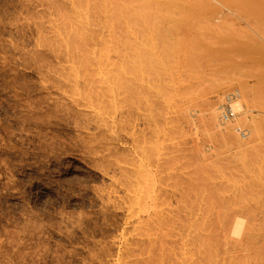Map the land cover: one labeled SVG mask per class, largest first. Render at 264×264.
Instances as JSON below:
<instances>
[{"label": "rangeland", "instance_id": "rangeland-1", "mask_svg": "<svg viewBox=\"0 0 264 264\" xmlns=\"http://www.w3.org/2000/svg\"><path fill=\"white\" fill-rule=\"evenodd\" d=\"M58 1L65 2L68 6L64 0ZM248 1L246 0L248 6L244 5L246 9L243 6H239L241 7L239 8L237 5H235L237 6L235 8L240 12L242 11L240 9L243 8L244 15L240 13V16L245 18L247 14L250 18L246 16L248 19L240 20L232 13L233 11L239 12L233 10L234 5H231L229 7L232 9L230 13L232 15L228 21L230 25L228 23L226 25H228V28L232 26L231 30L234 32L240 33L239 31H242L243 33L244 30V33H246L245 35L240 33V36L238 33H231L230 36L235 37V39H232L235 41L232 42H236L235 45L232 44L233 48L234 46L238 48L246 45L247 49L242 48L247 51L252 48L251 51H254V54L255 52L258 53L255 56L261 55V57H264L261 54L264 53L262 50V52L255 51V49L264 46V31L262 32V27L264 30V17L258 16L255 11H252V14L248 13L247 11L255 10L251 8L254 3L250 2L248 4ZM51 2L53 0H0V264H173L179 258V261L182 260L181 263L177 261L175 264H264V147L256 149L255 152L247 153L249 157H259L254 164L253 162H251L252 164L250 162L243 164L238 154L233 151L228 152L230 153L228 164L233 174V179L232 181L229 180V186L225 194L228 198L225 205L230 213L228 228H218L217 224L215 228H197L196 230L179 227L182 219L188 218L190 211L192 213L189 208H193L194 212L198 209L200 212L207 210L200 203L203 199L200 202L198 197H195L197 200L194 199L196 193V196L199 194L203 196L201 192L203 193L206 187H202L204 186L203 181L201 182L199 179L202 177V180L204 179L203 176H209L210 174H207L211 171V168L208 169V172L203 171V159L206 156L210 157V155L213 158L214 149H217L218 154H221L220 158L226 156L227 148L225 144H222V146L218 143H209V140L204 138L205 135L201 130L202 133L199 134L198 131L197 134L195 128H197L198 123H195L197 120L193 113L195 112L198 118L199 116L200 118L203 115L206 116L205 113H202V116L197 113L199 107L188 106L187 108V117L191 119L192 116V125L190 124L192 122L187 123L188 121L185 118H178L180 119L178 121L177 117L179 116L168 107L163 110L167 112H165L167 116L164 112L165 116L162 112V117L156 115V112L162 110L159 106L162 105L163 99L160 98L159 92L157 93L158 98L155 92H149V89L146 88V82L141 83L138 88L136 87L137 93L140 95H136V103L132 107L128 106L127 108L126 104L122 106L119 103L122 107H118L117 111H112L115 114L108 116L107 113L104 118L97 117V112L86 107L87 104L79 99L77 95L75 96L72 88L70 89V86L64 82L65 79H62L61 76L64 75L65 77L66 73L64 71L68 65L64 55L58 54L57 51H55V53L57 52L55 54L49 48V44L52 42L50 38L53 37L50 35L53 30V25L50 24L53 23L50 22L57 17L56 7ZM220 10L222 13H227L224 8ZM232 16H234L233 19H236L233 20ZM38 21L40 22L38 23ZM233 24L235 29H233ZM39 33L41 38L38 36ZM254 34L257 35L256 39L254 38V44L257 48L252 43ZM236 35L239 36V38L237 37L239 41H245L243 43L236 41ZM241 35L246 36L245 39ZM44 36L47 38L46 40L42 38ZM258 39H260V43L257 42ZM237 44H239L238 47ZM260 44L262 46H259ZM253 48L255 49L253 50ZM239 49L235 50L234 48L231 50L237 52L240 51ZM261 49H264V47ZM241 53L245 54V51ZM248 53L251 55L253 52L248 51ZM112 55L111 57L115 60L116 57L114 54ZM257 57L258 60L255 65L258 62L260 66H255L252 63L253 61L250 62L247 57H245V60L247 59L249 65L246 61L245 65L239 59L241 57L236 56V59L240 60L237 63H241L237 66H242L241 70H247L245 66H248V68L255 66L258 70L262 65L260 62L263 63L264 58L262 60ZM261 69H264L263 66ZM238 71L242 74L240 70ZM251 75L254 76L253 72ZM251 75L249 73L248 76ZM237 76L240 77V75ZM243 76L246 77L247 74ZM243 76L241 77L243 78ZM248 76L242 79L243 83L241 82V84L250 91V86H256L259 82L257 81L256 84L255 80ZM242 80L238 78V81ZM236 81L232 80L231 83H236ZM263 82L264 77L260 80V83L264 84ZM238 83L240 84V82ZM143 84L145 85L141 86ZM262 84L261 86L264 89ZM233 86L234 84L225 89L226 91L219 89V91L223 90L224 92L218 93L217 91L216 93L219 99L217 98L218 101L214 100L215 102L220 100L223 108L227 105V101L222 100V97L226 99L230 88L232 90L234 88L233 92L231 90L232 93H229L230 95L235 93L236 89L239 90L237 85ZM144 87L146 90H144ZM260 88L258 89V86L256 88L252 87V90L256 92L252 94L253 97L250 94L251 91L248 93L250 99L254 100V102L253 100L251 102L252 105L254 104V109L260 108L258 110L252 109L256 115L264 112L261 111L264 110L260 107L262 104H259V99L264 98V93L259 94L260 91L258 90ZM202 91V94L205 92L206 96H203L206 97L207 101L215 98L213 93L216 91H209L210 95L213 94L211 95L213 98L209 96V99H207L209 93L206 94L204 89ZM225 92H228L227 95ZM261 101L264 102V99ZM153 102L159 110L154 106L151 107L152 104L154 105ZM255 103L260 106L257 107ZM148 109H150L149 112L152 111V115L148 112ZM201 109L203 108L201 107ZM112 112L110 111V113ZM174 115L177 117L175 118ZM259 115L258 117H260ZM263 117L261 114V118ZM102 119L103 122L101 123ZM105 119L107 122H105ZM172 119L174 124L170 122ZM167 121L171 125H168ZM185 124L188 125L187 128L184 127ZM196 124L197 126H195ZM170 126H174L173 129L176 133L174 134L172 129L170 139L169 136L164 139L161 130H171L172 127L170 128ZM182 128H184L183 131H181ZM155 130L160 131V133H156ZM177 130H180V133ZM184 133L191 138L184 137ZM170 140L171 143L165 142ZM187 143H189V146ZM169 144H172L175 149L173 150V147L171 148ZM164 145L170 147V150L163 149L162 146L164 147ZM191 146L196 148V156L193 155L194 151L192 150L194 149ZM176 147L179 149H177L178 151ZM182 149L184 152L181 151ZM198 149L203 154H200ZM172 150L174 152H171ZM188 150L189 153H192H190L191 155L186 153ZM164 152L173 154L170 153V157ZM147 155L150 157L148 161L146 160ZM182 156H185V158L193 156L192 159L195 161L199 159L200 163L194 164V168L197 166V171H195L196 169L192 170L193 173L190 168L185 170V166L188 167L189 161L187 158L182 159ZM194 156L198 159H194ZM192 159L190 163L195 162ZM164 161L169 166H166ZM168 162L171 164H168ZM184 162H187L188 165H185ZM129 163L133 165L129 166ZM193 163L191 166H193ZM140 165L147 166L145 170L148 169L150 175H153L152 183L154 184H151L153 187L150 190L153 191L152 195L155 194V202L158 201L159 205L154 204L158 206H155L156 208L153 206L154 210L149 209V207L152 208L153 204L150 206L148 203L149 207L146 205V208H144L146 210L138 207L139 211L135 207L137 211L134 209L136 215L133 216L128 205L130 195L127 192L128 183L123 178H125L126 170L128 172L129 169L130 171L133 169L134 174L139 176L140 170L145 168ZM176 165L180 167L177 166L176 168ZM179 168L183 169L182 172L179 171L181 170ZM199 169H202V173H199ZM241 172L243 173L241 174ZM181 173L184 175H182V179L186 177L187 180H189L187 178L188 174L198 175L199 179L196 178V180L201 182H198L201 192L198 193L195 189L197 192L194 191V195L188 193L192 192V188L196 184L191 182L190 185L186 183L189 186L185 184L184 187L181 186L185 183L180 184L179 179L177 180L178 175ZM235 173L240 174L235 176ZM191 175L190 177H192ZM186 179V182L190 181ZM169 180L170 182H168ZM165 181L167 182L165 183ZM218 181L222 182L221 180ZM133 183L135 188L140 187L138 177L133 179ZM171 184L176 186L173 185V188L170 186ZM218 185L221 188L220 183ZM187 187L192 190H188ZM194 188H197V186ZM177 189L182 192L180 193ZM183 191L185 192L183 196L187 198L188 202L191 200V202L194 201V204L199 202L198 209L195 208L197 205L192 206L193 203L192 205L189 204L191 202L187 203L192 207L187 204L184 206V198L180 196ZM188 194L193 197H187ZM209 195L212 194L209 193ZM159 196H161V199ZM187 200L184 199V201ZM162 201L166 203L162 204ZM176 203L182 204L184 208H181L182 205H176ZM203 203L205 202L203 201ZM218 203L217 206H214L215 214L222 210L221 203L220 206ZM163 205L167 206L164 207ZM186 207H188L187 211ZM141 209L144 211H141ZM152 210H156V213L153 214ZM165 210L166 214L164 216L167 217L170 212V216L173 215L170 218L174 221L170 220L169 225V218L161 216L165 213ZM246 213L253 214L255 227L247 228L249 218H247ZM150 214H152L151 217L155 214L161 216L163 221L168 219L166 221L167 227L173 226L167 232L134 231L133 227H136V221L139 218L140 220L151 221V219L149 220ZM174 215L178 216L174 217ZM238 217L243 218L245 222L240 235L235 236L233 230ZM190 220L185 219L186 222H190ZM170 222H174V224L170 225ZM192 237L198 239L197 243L193 242ZM188 238H190V241ZM191 240L194 243L193 246ZM161 242H166V244L162 243V245Z\"/></svg>", "mask_w": 264, "mask_h": 264}, {"label": "bare ground", "instance_id": "bare-ground-1", "mask_svg": "<svg viewBox=\"0 0 264 264\" xmlns=\"http://www.w3.org/2000/svg\"><path fill=\"white\" fill-rule=\"evenodd\" d=\"M64 1H66L68 6H66L65 2L61 3V1H58V0L57 1L53 0V2H51L54 5V7H56L55 13L57 12L56 13L57 17H55L53 21L51 19L52 22H50V23H53V24H50V25H53L52 34H50L53 37L48 35L49 37H51L50 39H52V42L49 44L50 45L49 48L51 49V51L53 50L54 53L55 51H57L58 54L61 53L64 55V57L67 60L66 63L68 65L67 67L63 66L64 68L65 67L67 68V69L65 68V71H64L66 73L65 77L64 75L61 76L62 79H65V81L64 80L63 81L66 82L68 86H70V89L72 88L75 96L77 95L79 99H82L87 104L86 107L90 108L91 111L97 112V117L99 116V117L104 118L107 115V113H108V116L110 114H115V112L113 113L112 111H117L120 107L123 106V104H126L127 108L128 106L132 107L136 103L135 102V100L137 99L136 95L139 94L137 93L136 87L138 88V86H140V84L144 82H146L145 83L147 84L146 88L147 90L149 89V92L151 93L155 92L156 94L159 92L160 93L159 96H161L160 98L163 99L162 105H160L161 103L159 104L160 105L159 107H161L160 109L162 110H159L156 107L154 102H153L154 105L153 104L151 105V107L154 106L160 111V112L159 111L156 112V115H159L160 117H162L161 112L165 113L166 111H163V110H166V107H168L169 109H171V111H174V113H176L179 116L177 117L175 116L176 115L175 114L174 115L175 118L176 117L177 119L185 118V120L188 121L187 123L192 122L190 123L192 125L193 124L192 116L190 115L191 119L187 117L188 112L186 111H187L188 106L190 107L196 106L197 108L199 107V110H197V113L199 115L201 114V116L205 113L206 116L203 115L204 117L202 116V118H200V116L199 118L196 117L197 116L196 113L195 112L193 113V116L195 115V118L197 120L196 122L195 121L194 122L198 123V126L197 124L195 125L197 126V128H195V126L194 128L196 129L197 134L199 132H200L199 134L203 132V135H205L204 138L209 140V143L210 142L213 144L218 143L221 145L225 144V147L227 148L225 152L226 156H223V158H220L221 154H218V151H216L217 149H214L213 158L211 155L210 157L206 156V158L204 159L202 157L203 163H204L203 171L206 170V172H208L209 171L208 169L211 168L210 173L207 174L205 172V174L207 175L210 174V175L206 177L203 176L204 179L202 180H201L202 177L199 179L198 175L195 176V174H193V176L195 177L194 178L190 174L193 177L192 178L188 174L187 178L190 181L187 180L185 177V179L189 181V182H186L184 178L182 179V177L184 176L183 173L178 175L177 177V180L179 179L178 182L180 184H182V182H185L183 183V185H181L183 187L185 185L189 186L191 182L192 183L195 182L196 185L194 187L197 186L198 189L193 187L192 188L193 190H192L190 187H187L188 190L190 191L192 190V192H188V193L193 194L194 191L195 192L198 191V193L201 192V187L199 183H201L202 181H203L202 184H204V186L202 187H206L205 189L208 188L207 189L208 192L205 189L203 190V193L204 192L208 193L207 195L206 193L203 194L201 192V195H203L204 197L200 196V194L196 196L197 193L196 195H194L195 193L193 194L195 200H197L195 197H198L199 202L201 201V199H203V201L205 202V203H203V201L200 202L203 204V206L202 205L201 206L203 208L206 207L204 209H207L205 211L203 209L204 212L201 211L202 213L198 209L199 202L198 204H194V201L191 202L192 200L189 199L191 200L189 201L191 203H189L187 198H184L183 196L185 194L184 191L180 195L182 198L187 200V201H184L183 199L184 206H186L185 204L188 205L189 203L192 205L193 203L192 206L197 205V207L195 208H197L198 211L195 210L197 212L196 213L193 211L194 210L193 208L192 209L189 208L190 210H192V213L194 212L193 213L194 215L190 211L191 218L188 213L189 215L188 218L182 219L181 226L179 227L193 228L194 230H196L197 228H215L217 224L218 228H228L229 222H230V213L228 212L227 206L225 205L227 204V200H228L225 194L227 193V187L229 186V180L232 181L233 179L231 167L228 164V160H230V156H229L230 153L228 152L233 151L236 154H238L243 164L249 163V162L250 164H252L251 162H253L254 164L258 160L259 157L258 156H254V158L252 156L249 157L247 153L252 152V151L255 152L256 149H260L264 147L263 145L264 144V117H263L264 112H260L263 118H261L260 113H258V115L260 114L259 115L260 117H258V115H256L255 112H253V110H256L257 108L254 109L255 108L253 107L254 104L253 105L251 104L253 99H250V96L248 94L250 93V91H251L250 93L251 95L255 94L256 92L255 90H252V87L256 88L257 86H258V89L261 87L260 90L256 89L260 91L259 94L261 92L264 93V89L262 88L263 86H261L262 83H260V80L264 77L262 76L264 75V69H261L262 66L264 68V65H263L264 61L263 63L260 62V64L262 65L261 67H259L260 69L257 70V67L255 68V66L256 65L260 66V65L258 62L255 65L256 61L258 60L256 59L257 55L255 56V54H258V53L255 52L254 54V51H251L252 48H249L250 50H248L251 53L253 52L250 55V53H248V51L246 50L247 49L246 45L242 46L243 48H246V49H243L241 46H239V44H237L236 46L237 47L239 46L242 49L241 48L239 49V47L236 48L234 46L235 50L239 49L240 51H237L239 53H237L235 50L233 52L231 49H234L233 45H235L236 42H232V41H235V40H232V39H235V37L233 36L234 37L233 38L230 35L234 31L231 30L232 26L230 28L227 27L228 25H230L228 21L232 15L230 14L232 9L229 6L234 5L233 10H236L237 6L238 7L243 6L244 8V5H247L246 0H64ZM250 2L252 4L254 3L252 7L251 6L250 7L255 10H251L247 12L251 13L252 11H255L258 16L263 18L264 17V0H250L247 3L249 4ZM221 8L222 9L224 8L225 10H227V13L225 12L226 13L225 14L223 12L224 13L223 14L220 10ZM243 8L240 9L242 10L241 12L239 10H236L239 13L235 11L232 12L240 20L241 19L244 20L245 18L246 19L250 18L247 14L246 16H248V18L246 16L245 18L244 17L242 18L240 16V13H243ZM234 16H232V19ZM39 22L40 21H38V23ZM227 23L228 25H226ZM233 29H235V25ZM259 29L258 31H260ZM239 30H242V29H239ZM263 31L264 30L262 27V32ZM228 32H230V34H228ZM239 32L242 33V31H239ZM244 32L245 31L243 30V33H242L243 35L246 34ZM234 33L237 34L238 32L235 31ZM240 33H238L239 36H240ZM247 34L249 33L247 32ZM39 35L40 33L38 34V36ZM238 35H236V38L237 37L239 38ZM243 35H241V37L243 38L246 37ZM45 36L42 37V38H45L44 40L47 39ZM256 36L254 34L252 37L253 44H254V40L256 39ZM238 38L236 39V41H239ZM243 41L245 40H242L241 42L243 43ZM257 42L260 43V39H258ZM257 42L256 44H258ZM254 46L256 45L254 44ZM259 46H262V45L260 44ZM263 47H259L260 49H258L256 46L257 50L255 48H253V50L255 49V51H258V52H262V51L264 52V49H261ZM47 49H48V46H47ZM242 51H245V54L241 53ZM57 52L55 54H57ZM240 53L243 54L244 56L243 55L241 56ZM112 54H114V56L116 57L115 60L113 57H111ZM261 54L264 55V53H261ZM236 56H238V58L241 57L239 59L242 60L245 65L248 59L250 62L253 61L252 63L255 66L254 67L250 66L249 68L248 66H245L248 71L241 70L242 66H239V67L237 66L238 64L240 65L241 63H237V61L239 62L240 60L238 58L236 59ZM245 57H247L246 60H245ZM251 58L253 59L251 60ZM257 58H261L263 60L264 57H261L260 55ZM250 69H252V71H250ZM238 70H240L242 74H240ZM243 71H245L244 74H243ZM248 72L250 73V75L253 72L255 77L253 75L249 77ZM246 74L249 78L254 79L256 84H257V81L259 82L256 86L249 85L250 86L249 89H251L250 91L241 84V82L243 83L242 79L247 77V76L246 77L243 76ZM237 75H240V77ZM241 76H243V78ZM236 77H238L239 80H242V81H238V78L236 79L237 80L236 81L235 80ZM232 80L234 82L236 81V83H231ZM238 82H240L241 85ZM145 84L141 86H144ZM232 84H234V86L237 85L239 90L236 89V91H234L235 93L230 95L229 93H232L234 90V88L233 90L232 88H230V92L229 93L227 92L228 95L225 92L227 95L226 99H223L222 97L223 95L219 96V97H222V100L227 101V105L224 106L225 108H223L222 106L223 104H221L220 100L219 102H215L214 100V99L217 100L218 98V94L216 96V93L217 91L219 93L225 89H228L229 87H231ZM146 88L144 87V90H146ZM203 89L206 90V94L209 93V95L207 96V99H209V96L213 94H215L213 95V97L215 96V98L211 96L213 100L210 99L208 100L209 101L208 102L205 97L206 96L205 92L204 94H202ZM219 89L220 90L223 89V90L219 91ZM209 91L211 92L216 91V92L210 95ZM156 97L158 98V94ZM138 99H139V96H138ZM263 99H259L260 100L259 104L260 105L262 104L263 107L255 103L257 107L260 106L262 109H264V102L261 101ZM199 100H201L202 104L201 102H199ZM153 101H156V100L154 99ZM119 103H121L122 106ZM201 107L203 109H201ZM200 109L202 110L201 112H200ZM149 110L150 109H148V112ZM110 111L112 113H110ZM261 111H264V110H261ZM151 112L149 113L151 114ZM229 113L231 114V117L228 115ZM147 118H148V114H147ZM179 120L180 119H178V121ZM102 122H103V119L101 123ZM105 122H107L106 119H105ZM167 122H168V125H171L173 123V119L172 121L170 120L171 124H169V121ZM176 125L178 124L176 123ZM173 127L174 126H170L171 130L170 129H167V131L161 130L163 131L164 139L167 138V136H169L168 138L170 139V137L172 136L171 134L173 132L172 131ZM184 127L187 128L188 125L186 126L185 124ZM183 129L184 128L180 130L183 131ZM180 130L179 131L177 130V131L180 133ZM155 131L156 133H160V131L158 130H155ZM173 133L174 134L176 133L175 130ZM184 135H185L184 137L188 136L185 133ZM201 137L203 138V136ZM184 140L186 139L184 138ZM165 142L171 143V140L165 141ZM179 144L181 143L179 142ZM187 144L189 146V143ZM171 145L170 147L172 148L173 145L172 146ZM170 147L166 145H164V147L162 146V148L165 150L166 149L170 150ZM191 147L194 149L192 150L194 151L193 155L196 156V148L194 146H191ZM174 149L175 148L173 147V150ZM177 149L178 148L176 147V150ZM173 150L171 152H174ZM181 151H183V149ZM171 152H168V154L167 153L166 154L170 156L169 154ZM186 153H189V150ZM172 154L173 153H171V155ZM200 154H203V152L201 151ZM185 156L184 157L182 156V159L187 158L189 161V165H190L189 167V165L187 164L188 161L186 160L187 162H184V163L185 165H188V167L185 166V170L190 168L191 171L195 169H196L195 171H197V166L196 168H194V164L200 163L198 157L196 158L194 156V159L196 160L198 159L197 160L198 162H197L192 159L193 156H191V158H188V157L185 158ZM172 158L174 157L172 156ZM179 159L181 160V158ZM191 159L195 162L190 163ZM207 159L210 161H208ZM146 160L147 161L150 160V157L148 155L146 156ZM166 161H164V163ZM129 162H131V160H129ZM169 163L170 162H168V164ZM192 163H193V166H191ZM131 164L129 163L128 165L130 166ZM140 166L142 168L143 167L145 168L140 170L139 176H136V174H134L133 169L131 170L132 172L129 169L130 172L129 171L127 172L126 170L127 174L125 172V175H124L125 178H123L125 179L126 183H128L127 192L130 194L128 197L129 198L128 205L130 206V210L133 216L136 215L134 212L135 211L134 209H136L135 207H137V209L138 207H142L144 209L146 208V205L148 206L149 204L151 206L153 204L152 208L149 206L148 207L149 209L154 210L156 208L155 206H157L154 204L156 203L158 204V201L155 202V197H154L155 194L152 195L153 191H151L153 187L151 184H154L152 183L153 175L152 174H151L152 176L150 175L149 171H147L148 169L145 170L147 166L145 165H140ZM166 166H169L167 165V162H166ZM177 166L179 165H176V168ZM179 169L178 170L182 172L183 169L182 168H179ZM199 170H200L199 171L200 173L202 169H199ZM192 172L194 173V171ZM236 173H235V176L236 175L239 176L238 174L240 173L238 174ZM242 173L243 172H241V174ZM135 177L139 178L138 184L140 185V187L138 189L135 188L134 183L132 184L133 179ZM196 178L199 179L201 182H199L198 180L199 182L198 183ZM218 180H221L222 182H219ZM175 181L174 183H176ZM166 182L167 181H165V183ZM168 182H170V180ZM218 182L220 183L221 188L218 185L219 184ZM186 183H188L189 185ZM173 185L171 184L170 186L173 187ZM222 187H226V188H222ZM179 192L181 193L182 191L180 190ZM209 193L212 195H209ZM190 195L187 197H191ZM159 197L161 199V196ZM164 203L166 202L162 201V204ZM217 203L219 204V206L221 203L222 210L220 212L218 211V213L215 214L214 206L215 205L217 206ZM176 205H179V204L176 203ZM163 206L165 207L167 205H163ZM184 206L182 205L181 208H184ZM168 207H167V211L169 210ZM143 209H141V211L146 210V209L144 210ZM187 209L188 207H186V211ZM200 209L202 210L201 207ZM153 210H152L153 214L156 213L155 212L156 210L155 211ZM170 213H168L169 215L167 214L168 215L167 217L164 216L166 214V210H165V213L161 215L163 216V218L164 217L169 218V220L166 219V221L168 220V225H169V221L173 220L171 219L173 215L170 216ZM151 215L152 214H150L149 216L150 217L149 220L151 219V221H148V220L144 221V220H140L139 218L136 221L137 224H136V227L135 226L133 227V230L137 232L146 231V230L167 232L168 229H171V227L173 226L172 223L174 224V222H170L171 223L170 225L172 226L169 228L167 227L166 221L165 220L163 221V218H161V216L155 214V216L153 215L154 218H152L153 216L151 217ZM252 215L253 214L251 213H248V214L246 213L247 218H249V224L247 225V228L255 227L254 217ZM175 216L176 215H174V217ZM185 219L186 220L191 219V220L190 222L188 221L186 222ZM244 222L245 220L241 217H238L236 219L234 230H233V235L235 236L240 235ZM261 227H263V225H261ZM195 237H192L191 239L193 240V242L197 243L198 239L196 240ZM188 239L190 241V238ZM192 240H191V245L192 244L194 245ZM164 241H165V238H164ZM166 242H161V244L162 243L166 244ZM195 246L197 245L195 244ZM179 259L177 261L178 263L179 262L181 263L182 260L179 261ZM175 262L173 264H175Z\"/></svg>", "mask_w": 264, "mask_h": 264}, {"label": "built area", "instance_id": "built-area-1", "mask_svg": "<svg viewBox=\"0 0 264 264\" xmlns=\"http://www.w3.org/2000/svg\"><path fill=\"white\" fill-rule=\"evenodd\" d=\"M228 115L231 117V114L230 113Z\"/></svg>", "mask_w": 264, "mask_h": 264}]
</instances>
